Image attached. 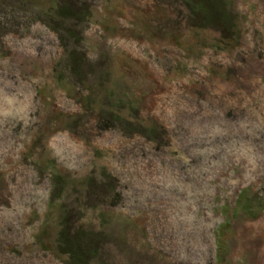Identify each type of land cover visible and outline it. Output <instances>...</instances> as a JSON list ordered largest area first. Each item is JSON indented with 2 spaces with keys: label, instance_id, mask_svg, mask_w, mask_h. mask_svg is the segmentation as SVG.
I'll return each mask as SVG.
<instances>
[{
  "label": "rangeland",
  "instance_id": "1",
  "mask_svg": "<svg viewBox=\"0 0 264 264\" xmlns=\"http://www.w3.org/2000/svg\"><path fill=\"white\" fill-rule=\"evenodd\" d=\"M199 4L0 0V264H264V0Z\"/></svg>",
  "mask_w": 264,
  "mask_h": 264
},
{
  "label": "trees",
  "instance_id": "2",
  "mask_svg": "<svg viewBox=\"0 0 264 264\" xmlns=\"http://www.w3.org/2000/svg\"><path fill=\"white\" fill-rule=\"evenodd\" d=\"M201 1V0H200ZM226 0H202V4H199V11L204 10L203 14L206 17L208 24H215L220 21L230 20V14L223 7L225 6ZM73 15L76 19L78 15L70 12L69 9L66 12L61 10L58 11L57 15L61 18L64 16L70 17V14ZM54 16L56 14H53ZM205 20V21H206ZM223 22V23H224ZM203 27L204 22L198 24L197 27ZM82 64L81 57L72 58V70H79L80 65ZM69 216L64 215L61 220V229L58 232L57 237V254L63 257H66L68 264H90L92 259H96L99 256L100 248L99 243L100 239L98 236L89 234L87 231H83L82 228L72 229L69 223Z\"/></svg>",
  "mask_w": 264,
  "mask_h": 264
}]
</instances>
